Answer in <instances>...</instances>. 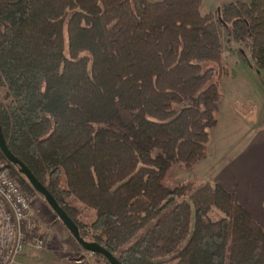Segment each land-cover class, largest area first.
I'll use <instances>...</instances> for the list:
<instances>
[{
    "label": "trees",
    "instance_id": "trees-1",
    "mask_svg": "<svg viewBox=\"0 0 264 264\" xmlns=\"http://www.w3.org/2000/svg\"><path fill=\"white\" fill-rule=\"evenodd\" d=\"M200 5L0 0L7 148L79 235L121 264H264V231L233 194L216 184H165L172 163L188 170L207 155L225 74L221 35L264 68V0L206 14ZM70 197L94 211L90 226ZM212 211L221 216L208 218ZM24 233L44 237L37 228Z\"/></svg>",
    "mask_w": 264,
    "mask_h": 264
},
{
    "label": "crops",
    "instance_id": "crops-1",
    "mask_svg": "<svg viewBox=\"0 0 264 264\" xmlns=\"http://www.w3.org/2000/svg\"><path fill=\"white\" fill-rule=\"evenodd\" d=\"M225 3V0H201L200 12H214ZM232 51H226L231 63L225 67L226 53L222 50L221 64L227 74L218 79L227 78L229 100L221 109L223 95L219 84L216 123L208 132L207 155L186 170L193 185L216 184L233 194L235 201L264 231V68L247 65ZM237 99L243 103L241 111L235 108ZM235 132L238 134L234 135ZM75 243L65 236L57 242L47 235L42 248L26 244L15 264H106L101 257ZM30 248L37 250L38 259L28 256Z\"/></svg>",
    "mask_w": 264,
    "mask_h": 264
},
{
    "label": "rangeland",
    "instance_id": "rangeland-1",
    "mask_svg": "<svg viewBox=\"0 0 264 264\" xmlns=\"http://www.w3.org/2000/svg\"><path fill=\"white\" fill-rule=\"evenodd\" d=\"M204 1L207 2V0H204ZM220 1H224V0H220ZM235 1H245L246 2V1H249V0H225V2H227V3L235 2ZM203 10H205V9H203ZM221 41H222V44H223L224 53H226V51L229 52V50H233L232 52H233V54L236 57L240 58L247 65H249L251 67H255L253 62H252V60L250 59V56H249V53L247 52L246 47H244L243 44L232 42L225 35H221ZM242 53L245 56H243ZM228 56H229L228 53H226L223 56L224 66L227 65L228 63H231V59L230 60L227 59ZM231 67L233 69L234 63H233V65H231ZM225 74H227L226 70H225ZM217 83H218V87H219V84H220V90H221V93L223 95V99H222V103H221V109H224V106H226L227 101L229 100V98H228V95H229L228 89L230 88V84H229L227 78H225V77H223L220 81L217 80ZM241 95H242V93H241ZM0 99H2L5 102H8V100H6L4 98L3 91H0ZM234 104H235V108L239 107V111H241V108L243 106V105H241V104H243L242 101L237 99L234 102ZM247 104L248 103H246V105ZM220 114L222 115V113H220ZM237 134H238L237 132L234 133V135H237ZM16 173H18V172H16ZM188 175H189L188 171L183 167V165L180 162L172 163L170 168H169L168 175H167V177L165 179V184L168 187H175V186H177L179 184L190 182V180L188 178ZM16 178L19 181H21L23 184L26 185V183H27L25 181L26 179H24L22 176H19V174H18V177L16 176ZM18 180H17V182H18ZM19 185H20V183H19ZM20 187H21V185H20ZM196 187H198V186H196V185L192 186V188H196ZM21 189L27 194V196L29 198V202H30V216H31L32 220L35 223V226L37 228L38 233L44 234L45 237H47V235H49L51 239H53V240H55L57 242L61 241L63 236H65V238H67V240H69L71 242H74V238L70 235L68 230L63 226L61 221L58 219V217L51 210L49 205L44 200L43 196H41L40 194H38L34 190L33 191H31V190L26 191L22 187H21ZM68 202L72 206H75V207H77L79 209L78 219L81 222H83L84 224H86L87 226H90V224L95 219L94 211L92 209H90V208L84 207L80 202L76 201L73 197H70L68 199ZM219 216H221L220 213H218L216 211H212L208 215V218L213 220V219L218 218ZM90 234L88 235V238H90ZM45 237H44V241H45ZM28 243H30V240L26 239L23 248H25V245L28 244ZM75 244H77V243H75ZM30 251L31 252L28 255L29 257L36 258V259H38L40 257L39 253L37 252L36 249L30 248Z\"/></svg>",
    "mask_w": 264,
    "mask_h": 264
},
{
    "label": "built area",
    "instance_id": "built-area-1",
    "mask_svg": "<svg viewBox=\"0 0 264 264\" xmlns=\"http://www.w3.org/2000/svg\"><path fill=\"white\" fill-rule=\"evenodd\" d=\"M35 228L27 194L0 160V264H15L26 240L24 232ZM29 240L35 248L45 243L40 234Z\"/></svg>",
    "mask_w": 264,
    "mask_h": 264
},
{
    "label": "water",
    "instance_id": "water-1",
    "mask_svg": "<svg viewBox=\"0 0 264 264\" xmlns=\"http://www.w3.org/2000/svg\"><path fill=\"white\" fill-rule=\"evenodd\" d=\"M0 153L11 164L17 166V170L22 175L31 188L43 196L46 203L49 205L54 214L61 221L63 226L68 230L74 240L87 252L98 254L106 260L108 264H121L118 259L112 255L108 250L103 248L95 241H87L83 239L78 232L77 225L70 219L67 213L61 208L58 202L52 197L47 189L35 178L31 171L23 164L17 157H15L7 148L4 136L0 125Z\"/></svg>",
    "mask_w": 264,
    "mask_h": 264
}]
</instances>
